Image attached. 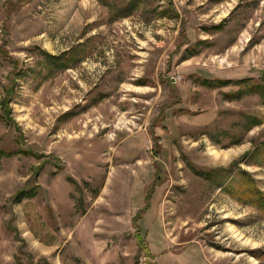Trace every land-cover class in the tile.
Listing matches in <instances>:
<instances>
[{
  "label": "rangeland",
  "instance_id": "rangeland-1",
  "mask_svg": "<svg viewBox=\"0 0 264 264\" xmlns=\"http://www.w3.org/2000/svg\"><path fill=\"white\" fill-rule=\"evenodd\" d=\"M205 78L264 81V0H0V264H264V102Z\"/></svg>",
  "mask_w": 264,
  "mask_h": 264
},
{
  "label": "trees",
  "instance_id": "trees-1",
  "mask_svg": "<svg viewBox=\"0 0 264 264\" xmlns=\"http://www.w3.org/2000/svg\"><path fill=\"white\" fill-rule=\"evenodd\" d=\"M135 5L136 3H133L129 5V7H133ZM231 82H235L237 85L242 84V83H248L247 85L248 91L252 93H257L258 95H260L264 102V81L254 82L250 78H241V79H221V78L208 79V78H205V79H201L202 84L207 85V86H212V87L225 86ZM225 94L229 98H232V96H239L240 91L226 92ZM8 113H9V110L5 111L4 113L5 116L8 115ZM256 123H258V121L254 122V124ZM23 152L25 155H28V156L31 155L29 150H23ZM259 155H264V142L262 143V147L258 150L256 157ZM194 172L202 175L200 172H198V170L194 169ZM241 187H240V191H236L238 193H242V197L238 198L239 201L256 207L257 209L260 210L261 213L264 214V193L261 192L257 188L255 181L253 179H248L244 183V185H242ZM226 191L235 193V192L230 191V188H227ZM23 195L31 196L33 195V191L32 190H29V191L22 190L16 195V198L19 199V197Z\"/></svg>",
  "mask_w": 264,
  "mask_h": 264
}]
</instances>
